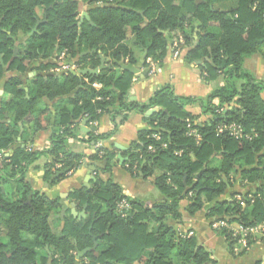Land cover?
<instances>
[{
    "label": "trees",
    "instance_id": "obj_1",
    "mask_svg": "<svg viewBox=\"0 0 264 264\" xmlns=\"http://www.w3.org/2000/svg\"><path fill=\"white\" fill-rule=\"evenodd\" d=\"M225 2L226 7L217 6ZM83 7L89 20L80 22ZM194 23L196 39L191 36ZM179 36L188 48L185 60L203 63L206 81L221 76L224 84L199 101L175 96L169 85L156 90L147 103L129 101L133 76L118 74L116 67L122 61L136 63L134 48L161 63ZM63 51L81 69L97 68L102 60L104 68L84 77L69 71L49 73L50 64L31 68L36 60ZM252 54L264 59V0H0V81L6 71L21 76L30 68L36 72L25 82L12 75L3 83L11 99L0 102V264H218L195 236L179 235L173 225L183 221L182 202L190 217L205 212L210 222L264 224V83L242 69L243 59ZM95 83L101 89L93 88ZM194 101L208 117L202 124L184 111ZM150 109L157 110L143 117L149 129L140 131L121 153V167L131 177L151 179L162 197L147 205L124 195L112 181L119 164L116 151L96 145L113 136L130 113L144 116ZM103 114L109 116L112 130L98 135L90 128L81 139L94 153L85 157L73 152L67 141L78 139V124L84 119L93 123ZM43 121L51 129L46 154L52 159L45 179L58 172L63 174L53 184L66 179L84 158L93 166L91 187L71 195L85 218H59L64 226L57 233L50 218L60 212L62 202L34 191L25 180L42 153L28 152L17 142L20 122L23 131H34L43 129ZM187 121L197 129L199 143L186 135ZM232 123L257 137L243 142L217 132ZM216 158L219 164L214 167ZM101 175L108 179L103 181ZM231 179L255 185L241 194L247 204L248 194L254 197L244 209L233 195L223 197L233 186ZM122 200L130 208L120 213ZM215 232L233 258L247 251L234 253L236 240L230 232Z\"/></svg>",
    "mask_w": 264,
    "mask_h": 264
},
{
    "label": "crops",
    "instance_id": "obj_2",
    "mask_svg": "<svg viewBox=\"0 0 264 264\" xmlns=\"http://www.w3.org/2000/svg\"><path fill=\"white\" fill-rule=\"evenodd\" d=\"M225 4L226 2L223 4H217V6L221 7ZM83 8L81 12H83ZM193 28L194 29L191 33V36L192 38L196 39L198 34V24L196 27L193 26ZM164 35L167 36L165 33ZM176 40L177 39H174L170 42V45L167 48V54L161 63H154L149 58H146L144 66L138 69V74H132L133 78L128 92L129 101H134L141 104L147 103L152 97L153 93L164 85L171 86L175 96L191 97L196 101H199L201 99H205L216 88H219L224 84L223 77L221 76L215 78L214 80L206 81L205 75L202 74L201 71V67H204V64L200 62L188 63L185 60V54L188 48L184 47V44L179 47V54L177 57H175L173 43ZM133 51L134 57L136 58V63L131 65L128 64L127 61L120 62V64L115 69L118 74L121 71H124L123 66H132L133 68H137V65L140 63L144 52H146V50H139L138 48H134ZM64 62L73 63L67 58V55L63 51L61 53H55L48 60H36L32 64L31 68H36L40 64H50L53 65V67L49 70V73L60 74L65 73L60 69L61 64ZM31 68L26 71L24 76H21L15 72H5L4 78L2 81H0V102H9L11 99V96L5 93L3 90V83L5 80L8 77L14 75L20 77L25 82L26 78H31L36 74V72ZM103 68L104 60H102V64L99 67H92L93 70H96V74H99ZM242 69L249 72L256 82L264 83V59L260 54H252L248 57H245L242 61ZM80 70L84 69H81L77 66V69L71 72L78 73ZM79 76L84 77L85 75ZM84 81L87 82V79ZM92 87L96 90H99L101 89L102 85L97 84V87H95L93 84ZM25 91L27 92V88H25ZM261 98L264 101V91L261 93ZM49 106L51 107L52 103H49ZM184 111L197 116L196 122L198 124H202L208 120L207 116L201 115L200 106L195 101L194 103L190 102L186 104L184 106ZM146 113L144 116L138 113H130L127 120L118 126L113 136L106 140L100 141L102 147L108 150H115L119 159V157H121V153L127 150L131 144L136 141L138 133L142 130L149 129L148 124L143 118L147 116ZM41 124L43 129L38 130L35 127L34 131H23L22 122H20L17 142L20 143L22 148H26L28 152L42 153L41 156L29 166L25 175V180L30 184L34 191L43 194L49 199H59L62 202L63 207L60 209V212L50 218L53 231L57 233L58 229H62L64 226L63 219L61 221H57L59 218H63L64 216H71L77 220L85 218V211L77 210V205L72 199L71 195L75 191L88 190L91 187L92 182L94 181L93 166L90 164V160L88 158H84V164L66 179L55 184H53V181L50 182L53 176L48 180L45 179V173L47 171L48 164L52 159L48 156V154H46V151L51 145V129L48 127L45 121L41 122ZM52 125L53 116L51 117L50 126ZM90 128L98 135H105L112 130V123L109 116L107 114H103L97 121H94L93 123L87 124V119H84L80 124H78V139H69L67 143L68 147L73 152L82 154L85 157H89L94 153L93 146L90 147L88 144L81 141V139H85L87 137L86 135ZM22 137L26 144H24ZM255 137H257V134ZM5 155L9 156L7 153H5ZM121 159L123 158L121 157ZM218 164L219 161L218 158H216L213 161L212 166L216 167ZM97 165L101 166L102 162L98 163ZM100 178L103 181L108 179L106 175H101ZM111 179L114 183L121 186L123 194L128 196L130 199L141 200L147 205H151V203L153 204L162 199L158 191L157 192L159 196L157 198L156 196H153L155 187L153 186L151 179L142 180L140 178L131 177L121 167L120 161L119 164L113 169ZM231 181L233 186L226 192V194L223 196L224 198H229L230 196L237 193L243 194L245 192L252 191L255 188V185L253 186V184L249 183L247 180L243 181L242 183H240L237 179L235 181L231 179ZM184 208L185 202H182L180 211L183 221L181 224H174V230L179 235L195 236L198 240V243L211 253L212 258L217 261L218 264L264 263V241L260 240L259 242L255 243L244 255L233 258L230 256L227 245L223 238L217 236L215 230L211 228L210 221L205 217V212H201L193 217H190L187 215ZM82 214L83 217H81ZM82 254V252L78 253L76 262L80 259Z\"/></svg>",
    "mask_w": 264,
    "mask_h": 264
},
{
    "label": "built area",
    "instance_id": "obj_3",
    "mask_svg": "<svg viewBox=\"0 0 264 264\" xmlns=\"http://www.w3.org/2000/svg\"><path fill=\"white\" fill-rule=\"evenodd\" d=\"M174 56L177 57L179 54V47L184 44V40L181 36L177 38L176 41H174ZM60 69L64 72H71L75 71L77 69V66L75 63H62ZM95 87H97V84H94ZM223 131H226L228 135L239 141H252L256 134L255 133H247L244 128L238 124H230L226 126H219L217 128V132L221 133ZM186 135L188 137H192L196 143H199L201 140V137L197 131V129L192 128L191 123L187 121V132ZM158 139V138H157ZM165 146V145H164ZM96 147L101 148L102 145L100 142L97 143ZM2 161V158L0 156V163ZM60 166L57 165L56 168H59ZM233 199L236 200V202L239 204V206L244 209L248 206V204H252L254 202V197L252 194H248V201L249 203L247 204L244 200V197L240 194H234ZM130 206L128 205L127 201L122 200L119 202L117 205V210L118 212L122 213L125 210H128ZM210 226L213 230H221V229H226L230 232L231 234V239L236 240V246L233 249L234 253H240L243 250L248 249L249 243H254L256 238L258 236L264 237V224L262 225H254V226H248V227H243L237 223H231L228 219H218V220H213L210 222Z\"/></svg>",
    "mask_w": 264,
    "mask_h": 264
},
{
    "label": "water",
    "instance_id": "obj_4",
    "mask_svg": "<svg viewBox=\"0 0 264 264\" xmlns=\"http://www.w3.org/2000/svg\"><path fill=\"white\" fill-rule=\"evenodd\" d=\"M84 18H85L86 20H89V17H88V15H87V13H86L85 11L81 12V14H80V22H82V20H83ZM38 24H39V21L37 20L36 25H35V27L32 29L30 35H31L33 32L36 31V28H37V25H38ZM194 26L196 27L197 24L194 23ZM165 34L168 35V32H165ZM14 51H16V49H14ZM145 61H146V52H144V54H143V56H142V58H141V60H140V63L137 65V68H133L132 66H123V70H124V71H127V72H129V73H131V74H138V72H139L138 69L144 66ZM0 63H1V65H3L1 59H0ZM73 74L76 75V76H79V75H87V74H90V75H91V74H96V70H93V69H92V66H89L87 69L80 70V71H78V73H73ZM154 111H155L154 109H151V110H149V111L146 113V115L149 116V115H151L152 113H154ZM88 132H89V131H88ZM119 161H120V165H121L122 162H123V159H121V157H119ZM62 174H63L62 172H58L56 175H54V176L51 178L50 182H52L55 178L59 177V176L62 175ZM81 217H83V214L81 215Z\"/></svg>",
    "mask_w": 264,
    "mask_h": 264
},
{
    "label": "rangeland",
    "instance_id": "obj_5",
    "mask_svg": "<svg viewBox=\"0 0 264 264\" xmlns=\"http://www.w3.org/2000/svg\"><path fill=\"white\" fill-rule=\"evenodd\" d=\"M221 7H226V5H223V6H221ZM83 11H85V7L83 8ZM153 196H156V198L159 196V194H158V192H157V190L154 188V191H153ZM152 204V203H151ZM260 240H262V241H264V238L262 237V235L261 236H258L257 238H256V240L254 241V243L253 244H251L250 246H249V248L247 249V251L255 244V243H257V242H259ZM246 251V252H247ZM234 252V251H233ZM245 252V253H246ZM238 254V253H237Z\"/></svg>",
    "mask_w": 264,
    "mask_h": 264
}]
</instances>
